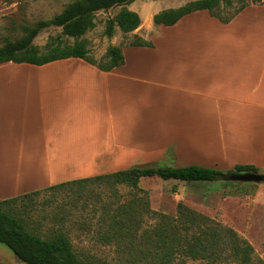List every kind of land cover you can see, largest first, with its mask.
<instances>
[{"label":"crops","instance_id":"0c3cea01","mask_svg":"<svg viewBox=\"0 0 264 264\" xmlns=\"http://www.w3.org/2000/svg\"><path fill=\"white\" fill-rule=\"evenodd\" d=\"M262 3L227 24L199 11L163 26L183 30L191 19L214 33L203 58L180 60L174 71L165 58L160 63L153 58L161 53L153 42L152 48H123L124 65L110 72L74 58L36 67L23 64L42 83L31 125L21 126L20 145L41 150L50 177L67 176L30 191L148 166L144 164L167 160L170 151L180 165L187 160L220 170L237 165L264 170ZM247 31L254 32V42H246ZM15 67L13 62L0 65V74L8 68L22 71ZM86 126L103 129L89 136ZM11 146L8 142L7 149ZM2 147L0 143V156Z\"/></svg>","mask_w":264,"mask_h":264},{"label":"rangeland","instance_id":"374dc122","mask_svg":"<svg viewBox=\"0 0 264 264\" xmlns=\"http://www.w3.org/2000/svg\"><path fill=\"white\" fill-rule=\"evenodd\" d=\"M72 1L0 0V46L22 40L29 28L41 21L53 19ZM191 1L194 0H134L126 7L141 16L140 28L125 34L116 26L112 38L105 35L107 22L117 16L122 6L97 12L93 15L95 27L78 41L86 42L90 56L97 64L107 62L105 56L110 46L123 49L139 40L151 41L161 52L157 51L153 58H157L159 63L160 57L165 58L170 69L174 71L177 63H181L180 60L203 58L209 43H213L214 33L207 30V27L211 26L191 23V19L183 23V30L156 26L153 17L163 10L178 8ZM258 1L260 0H230L231 5H226L222 15L228 17L244 3L253 5ZM245 35L247 43L255 41L254 32L247 31ZM76 42V39L62 35V28L52 26L40 32L33 40V46L43 53L53 43L74 45ZM15 68L22 71L15 72L8 68L0 74V143L4 149L0 156V201L33 192L30 190L67 177L66 175L55 179L50 177L53 172L50 165L41 159V150L39 151L37 147L22 148L20 145L21 126L31 125L32 116L37 109V86H40L42 80L40 81L37 72L32 71L29 65L16 64ZM86 129L88 135L93 136V133L97 135L103 126H86ZM16 141L19 142V147L16 146ZM8 142H12L13 146L7 149ZM22 160L23 165L20 163ZM144 165L148 166L139 167L181 168L191 166V163L185 160L183 164H178L173 151H170L167 160ZM222 169L229 170L223 167ZM105 171L108 170L103 172ZM41 174L51 179H46ZM69 181L73 180L61 183ZM140 187L149 192L150 198V211L144 214L143 229L154 228L160 220L159 214L175 217L178 204L183 203L236 231L250 242L255 255L264 261V182L242 183L225 179L212 183H185L164 181L154 177L142 179ZM107 189L104 186L92 187L91 190L100 196L98 198L92 195L85 196L86 194L79 198L78 194L70 191L41 193L24 210L27 212L25 215L37 226L41 234L45 235L55 228L65 230L75 251L81 254L82 258L90 255L107 264H143L138 262L134 254L120 250L118 245L105 244L100 236L104 226L101 224L100 216L104 213V207L109 200L110 191ZM25 191L30 192L23 194ZM130 191L131 188L125 185L119 187L122 201L126 202L131 198ZM21 207L18 206L19 209H22ZM62 218L64 220H61ZM106 224L108 225V220ZM227 256L224 255L217 264H239ZM0 264L25 263L21 262L6 245L0 243ZM174 264L211 263L207 259L177 257Z\"/></svg>","mask_w":264,"mask_h":264},{"label":"trees","instance_id":"16d2710c","mask_svg":"<svg viewBox=\"0 0 264 264\" xmlns=\"http://www.w3.org/2000/svg\"><path fill=\"white\" fill-rule=\"evenodd\" d=\"M134 0H73L62 13L48 21H41L27 30L26 36L17 42H8L0 46V65L6 63L30 64L43 66L65 59H81L101 71L110 72L124 65L122 49L110 46L104 64H97L90 56L85 41H78L95 27L93 15L122 6L114 19L107 22L105 35L112 38L116 26L125 33H132L140 28L141 16L126 6ZM255 4H262V0ZM231 5L230 0H194L178 8L163 10L153 17L156 26H174L187 15L207 11L210 16L222 23L231 22L239 13L251 6L244 3L233 15L224 17V9ZM62 28V35L74 38V45L51 44L46 52L41 53L33 40L40 32L49 27ZM132 47H153V43L139 40ZM261 173L264 170L254 165H237L232 170L191 165L187 167H133L117 172L88 177L50 186L24 195L0 201V243L6 245L14 255L25 264H107L99 262L93 256L82 258L74 248L71 238L61 228H55L45 235L30 222L24 211L34 202L36 196L45 192H75L78 197L98 194L92 187H107L109 200L100 216L102 232L100 236L105 244H116L128 254H134L143 264H174L177 257L193 260L207 259L217 264L224 255L239 264H264L255 255L254 247L236 231L189 208L183 203L177 207V215L171 217L159 214L157 225L143 229L144 214L150 211L149 192L140 187L144 178H160L164 181L185 183H212L223 181L232 174ZM131 188V198L124 202L119 194V187ZM90 193V194H89ZM18 206H22L19 209ZM61 220H64L62 218ZM108 220V225L106 221Z\"/></svg>","mask_w":264,"mask_h":264},{"label":"water","instance_id":"95a60500","mask_svg":"<svg viewBox=\"0 0 264 264\" xmlns=\"http://www.w3.org/2000/svg\"><path fill=\"white\" fill-rule=\"evenodd\" d=\"M232 182L242 183H261L264 182V174L260 173H247V174H232L226 178Z\"/></svg>","mask_w":264,"mask_h":264}]
</instances>
